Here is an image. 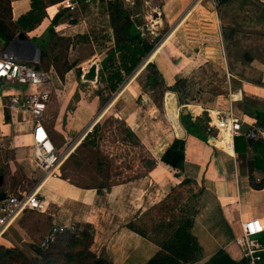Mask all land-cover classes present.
<instances>
[{
  "label": "crops",
  "instance_id": "0c3cea01",
  "mask_svg": "<svg viewBox=\"0 0 264 264\" xmlns=\"http://www.w3.org/2000/svg\"><path fill=\"white\" fill-rule=\"evenodd\" d=\"M2 1L0 0V18L8 24L11 22L15 24L20 17L32 9V0ZM65 1L43 0L48 6L47 14L51 12L54 14L53 18L47 17L37 28L25 33L39 48L43 43H47L49 47L53 37L66 38L71 41H74L75 38L87 39L85 47L91 50L92 55L83 61L89 65L84 77L87 75L89 78H94L99 75L101 70L105 72L103 67L107 62L108 65L115 56L117 57V52H115L114 56L110 60L108 59L109 54L116 49L113 45L114 49L112 47L108 54L103 53L100 58L98 50L103 44L102 40H98L99 36H95V34L97 35L95 23L101 24L102 21L104 23L111 21L109 9L115 0H71L76 4L75 10L67 9L64 6ZM194 1L121 0L130 19L136 24L141 36L148 41V44L153 45L148 39L150 34L156 36L162 27H166V35L163 40L161 39L162 42L160 40V45L158 44L156 47L154 45L152 52L143 59L135 70V74L140 72L145 64H154L160 73L161 65L169 63L166 70L161 72L164 74L163 79L165 81L171 80L176 84L180 80L188 79L191 71L181 76L180 69H183L184 65H188L190 62H194L197 58L189 55H183L182 58L174 56L171 45L175 49L179 48L175 43H177L181 30L177 29L187 16L189 20L186 25L194 26L193 21H190L196 15L201 12L205 15L211 14L206 8L204 9L203 5H200L196 10L197 3L195 4ZM253 1L264 5V0ZM155 2L158 3L155 4ZM100 3L105 10L107 9V14L96 12ZM206 4L212 6L210 3ZM147 5L151 6V12L146 10ZM63 8L66 10L58 22L53 24L56 14ZM77 11L82 14H76ZM148 14L150 15L148 16ZM98 15H101L102 18H98ZM149 19L156 25L154 27L152 24L156 33L150 29V25H145V30L141 29L139 20L142 23V20L148 21ZM107 28V32L104 33L110 35L113 30L111 26H107ZM51 29L55 31L52 38L49 36ZM14 32L17 36L22 31L10 29V34ZM10 42L0 37V54L8 51ZM167 43L170 45L168 48ZM111 44L112 42L109 43V45ZM73 47L74 45H71V48ZM195 51L199 56V47H196ZM151 56L153 57L152 60L150 59ZM253 56L264 66V59L261 61L255 54ZM244 64L253 65L254 63L250 61L244 62ZM47 68L51 70L52 77L44 89H51L59 93V89L62 87H54L53 79L58 80L60 86L64 83L52 65ZM93 68L95 73L91 76L90 72ZM26 90L25 86L8 82H3L0 85V178H2L0 193H5L6 197L10 194L26 195L38 188L39 198L47 205V211L39 213L51 217V226L76 225L83 229L86 225H90L93 228V241L90 245L92 253L97 256L103 252L109 256L113 254V259L118 264H145L160 251V248L147 234L142 232L145 230L144 225L141 224L144 215L164 201L172 202L173 196L174 201L175 196L183 198L182 190L187 189L186 193L191 194L189 197L196 199L194 223L191 229L200 250L196 264H210L219 255L228 257V261L224 262L225 264L242 262V249L235 244V239L242 233V223L251 218L264 216L263 153L255 154L248 149V153L240 157L235 148L233 150L227 137L223 142V139L218 140V136L212 134L210 127V129L200 133L206 139L188 134L182 123L181 107L183 105H179L177 96L170 93L171 97L176 100L177 125L170 118L165 103L166 118L178 136H183V128L185 130V136L181 138L185 140V161L181 177H178L169 166L161 161V156L178 138L177 136L168 137L169 140L160 148L158 155L152 152L149 154V167H145L142 160L139 159V162L136 161L131 168H122L121 174L115 175L114 172L110 175L106 174L107 179L97 185H79L70 177H64L61 172L60 175L45 176L32 160L31 134L34 124L31 115L25 111L11 114L7 107L12 94H21L23 100L22 94ZM121 95L120 91L119 96ZM167 95L168 93L166 98ZM222 96L219 95L209 103L211 106L207 104L208 107H205L225 110L233 106L235 113L246 122L244 129L248 130L250 124L260 121L258 117L264 119V68L255 81L250 80L245 83L236 93L229 95V98L225 99V104L220 107L217 105H219V98ZM64 99L66 102L68 101V98L65 97ZM245 99L252 103L247 109L241 105ZM93 102H88V106H85L83 110H80L81 107L79 108V114L89 118L87 124L84 126L79 124L76 128L79 133L86 128L89 129L81 138L92 133L94 127L99 125L96 123L101 110L98 104L95 105V109H91L90 107L94 108ZM66 107V105H61L59 116L52 128L54 133L62 135L64 138L67 137L65 132L68 131L66 128L67 121L64 120ZM48 108L44 124L55 144L51 129L47 126L49 124L47 122L49 119L47 116ZM188 108L190 111L195 109L191 105H188ZM196 116L198 118L197 114ZM193 119L195 120V118ZM134 124H126L125 130L136 133L137 125ZM138 140L140 139L138 138ZM55 146L57 147L56 144ZM58 151L61 153L69 152L67 149H58ZM72 155L69 159H72ZM3 200H0V204ZM175 211L174 208L173 213ZM27 217L26 214H23L14 225L0 235V246L17 248L25 256L33 257L36 256L32 247L34 239L26 230L27 226L31 228ZM40 219L43 217L41 216ZM25 224L28 225L25 226ZM259 238L264 239V234Z\"/></svg>",
  "mask_w": 264,
  "mask_h": 264
},
{
  "label": "rangeland",
  "instance_id": "374dc122",
  "mask_svg": "<svg viewBox=\"0 0 264 264\" xmlns=\"http://www.w3.org/2000/svg\"><path fill=\"white\" fill-rule=\"evenodd\" d=\"M194 2L197 3L196 0ZM101 3L97 6L96 12L107 14V9L105 10ZM206 3H199V5L197 3L196 10L203 5L204 9L206 8L212 15L199 13L190 21H193L194 26L186 25L189 20L187 16L177 29L181 30L177 43H175L179 48L176 50L171 45L174 56L182 58L183 55H189L197 58L180 69L181 76L191 72L188 79L178 81L179 90L176 92L170 90L175 85L174 81H165L164 74L161 73L166 70L169 63L161 65L160 73L156 66L145 64L137 74L134 72L126 76L125 82L116 92H111L106 82L109 73L101 70L94 78H89L87 75L84 77L89 65L83 61L92 55L91 50L85 47L87 39L75 38L71 41L66 38L53 37L47 49L48 56L44 64L46 68L43 69L50 71L47 67L52 65L64 84L60 86L58 80L53 79L54 87H62L59 93L46 89L50 92L47 114L49 124L47 126L51 129V135L57 148L71 152L60 168L64 177H70L79 185L92 186L105 181L106 174L110 175L113 172L115 175L121 174L124 168H131L136 161L139 162V159L145 167H149V154L158 155L164 143L171 136H177L165 115L167 93L175 94L179 105L195 107L191 111L185 110L184 114L199 113L201 111L199 107H208L209 103L219 95H223L219 98V105H217L221 107L229 95L236 93L245 83L250 80L255 81L259 77L264 66L253 55L255 54L261 61L264 59V5L253 0H218V5L211 4L212 6ZM146 10L151 12V6L147 5ZM129 13L131 14L130 10ZM76 14L82 13L77 11ZM98 18L102 16L98 15ZM139 22L142 30H145V25H150V29L156 33L154 29L156 25L151 19L142 20V23L139 20ZM107 26H111L113 30L112 21L95 23L97 33L95 36H99L98 40H102L103 44L98 50L100 58L103 53L108 54L113 45L116 47L114 32L110 35L104 33L108 30ZM161 29L158 35L150 34L148 37L155 47L166 35V27ZM108 42L112 44L109 45ZM71 45L74 47L71 48ZM168 46L170 45L168 44L167 48ZM196 47L200 49L199 56L195 51ZM116 55L117 57L115 56L109 62V68L113 64L118 65L119 54ZM150 59L152 60L153 57L151 56ZM250 61L254 64H244ZM68 66L72 67L69 71H67ZM151 77H154V81H149ZM120 91L121 96H119ZM65 97L68 98L67 102ZM91 101H94V108L90 107L91 109H95V105L98 104L101 110L98 119L96 118V124H99L100 128L95 136L94 146L82 144L84 137H81L89 130L88 128L81 133L76 131L79 124L84 126L89 121L88 117L79 114V108L83 110ZM251 104L250 100L246 99L241 103L245 109ZM61 105L67 106L64 113L66 114L64 120L67 121L68 131L65 132L67 139L54 133L52 129L59 116ZM198 118H203V121L209 119L207 113L199 114ZM128 123L137 125L136 133L125 130ZM212 134L218 136L216 130H213ZM71 154L74 156L72 155V159H69ZM186 191L187 189L182 190L183 198L175 196L174 201L173 196L171 198L173 201H168L167 205L162 207V211L153 208L144 215L141 224L144 225L145 234L150 239H161L168 230L160 226V218L165 217L163 218L164 224L177 220L179 222L181 218L191 213L192 208L196 207V199L190 198L191 194ZM167 206H173L175 213L169 214ZM33 257L27 258L32 259ZM110 257L114 264H118L114 261L113 254ZM18 260L19 263H23L21 258Z\"/></svg>",
  "mask_w": 264,
  "mask_h": 264
},
{
  "label": "trees",
  "instance_id": "16d2710c",
  "mask_svg": "<svg viewBox=\"0 0 264 264\" xmlns=\"http://www.w3.org/2000/svg\"><path fill=\"white\" fill-rule=\"evenodd\" d=\"M47 7L43 0H32L31 11L20 17L15 24L12 22L8 24L0 18V37L5 38L9 42L16 36L15 32L10 34V29L14 28L15 30L23 32L34 30L48 17ZM109 13L115 35L116 49L109 54L108 59L110 60L114 56V53L117 52L119 54V61L118 65L113 64L111 68L108 67L107 62L103 70L109 73L106 80L108 89L111 92H116L125 82L126 76L132 75L143 59L152 52L154 45L148 44V41L141 36L140 31L130 19L128 11L121 0H115L111 3ZM54 35L55 31L51 29L49 34L50 38ZM47 47V43L40 45L41 68H46L44 64L48 56ZM152 66L155 67L154 64ZM71 69V66L67 67V71ZM90 73L91 76L94 75V68ZM153 79L154 77H151L149 81H154ZM178 83L171 87L170 90L178 91ZM258 119L260 120L258 124L264 125V119L260 117ZM206 121L208 122L209 119L207 118ZM206 121H203V118L194 120L190 113L183 114L182 116V123L187 133L197 135L204 139L206 137L200 133L210 129ZM99 128V125H96L92 133L84 138L83 144L94 146L95 136L98 134ZM234 148L240 157L248 153V149L255 154H264V143L244 137L235 138ZM161 161L169 166L178 177H181L185 161V140L181 138L175 139L161 156ZM167 202L164 201L156 209L162 211V207L166 206ZM195 208H192L191 213L181 218L179 222L178 220L176 222L170 220L171 222L164 224L163 218L165 217L159 219L160 226L168 230L161 239H152L159 246L160 251L145 264H196L200 250L197 246V241L191 233ZM166 209L170 214L173 213L174 207L167 206ZM23 214L28 216L27 219H29L31 228L27 226L26 230L34 239L32 247L38 256L28 259L17 248L0 246V264H114L106 252L97 256L90 251V245L93 241V228L90 225H86L83 229L76 226L77 228L74 232L66 231L60 234L57 241L52 244L49 250L45 251L41 248V244L51 231V217L40 215L35 210H27ZM41 216L43 219H40ZM172 217L174 218V215ZM142 232L146 233L145 230ZM260 241L264 244V239H260ZM18 258H21L23 263H19ZM227 258V256L219 255L210 264H225L224 262L228 261ZM230 264L235 263L230 262ZM238 264L244 263L241 262Z\"/></svg>",
  "mask_w": 264,
  "mask_h": 264
},
{
  "label": "built area",
  "instance_id": "2783aa9c",
  "mask_svg": "<svg viewBox=\"0 0 264 264\" xmlns=\"http://www.w3.org/2000/svg\"><path fill=\"white\" fill-rule=\"evenodd\" d=\"M199 4L207 2L218 5V0H196ZM75 2L66 0L64 6L69 10H75ZM54 14L48 12V18ZM52 72L40 67V62H22L14 54L3 52L0 54V85L8 82L14 85H22L27 88L21 99V94H12L8 104L11 114L28 112L32 117L34 128L31 134L33 155L32 160L36 167L45 176L60 175V168L70 156L69 152L61 153L53 143L51 136L45 127L44 120L50 99V92L43 87L51 81ZM200 108L199 113H191L193 118L207 113L209 127L218 132V140L229 136L234 150V140L237 137L261 141L264 143V125L257 122L250 124L248 130L244 129L245 120L234 111L233 106L228 109ZM190 111V110H188ZM27 210H35L40 213L47 211V205L39 198L38 188L26 195L10 194L0 204V235L8 230ZM76 225H53L49 234L41 244L43 250H49L59 235L66 232H74ZM264 234V216L251 218L242 223V233L235 239V244L242 249L241 260L244 264H264V244L260 236Z\"/></svg>",
  "mask_w": 264,
  "mask_h": 264
},
{
  "label": "water",
  "instance_id": "95a60500",
  "mask_svg": "<svg viewBox=\"0 0 264 264\" xmlns=\"http://www.w3.org/2000/svg\"><path fill=\"white\" fill-rule=\"evenodd\" d=\"M65 10L66 8H63L58 14H56L55 18L53 19V24H56L58 22L60 16L64 13ZM6 52L14 54L16 58L22 62H40L41 60V50L39 46L35 42H33L23 31L19 32L17 36L10 42L8 51ZM182 132L184 133V135L181 137L178 136L177 133L178 138H184V128ZM0 184H2V178H0ZM5 198L6 194L1 192L0 200H3Z\"/></svg>",
  "mask_w": 264,
  "mask_h": 264
},
{
  "label": "bare ground",
  "instance_id": "6f19581e",
  "mask_svg": "<svg viewBox=\"0 0 264 264\" xmlns=\"http://www.w3.org/2000/svg\"><path fill=\"white\" fill-rule=\"evenodd\" d=\"M165 103H166L167 112H168L170 118H172L173 123H175L177 125V122H178V112H177L176 100L173 97H171V94L170 93H168L167 98L165 100ZM185 110H189V108H188L187 105L181 107V116H183ZM227 139L231 143V139H230L229 136H227ZM224 140L225 139H223L222 142Z\"/></svg>",
  "mask_w": 264,
  "mask_h": 264
}]
</instances>
